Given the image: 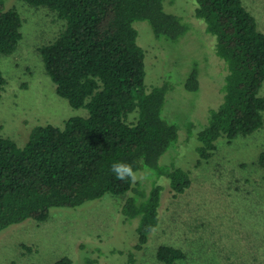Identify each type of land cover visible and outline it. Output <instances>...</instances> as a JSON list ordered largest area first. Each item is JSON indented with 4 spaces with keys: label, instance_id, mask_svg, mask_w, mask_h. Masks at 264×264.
Wrapping results in <instances>:
<instances>
[{
    "label": "trees",
    "instance_id": "1",
    "mask_svg": "<svg viewBox=\"0 0 264 264\" xmlns=\"http://www.w3.org/2000/svg\"><path fill=\"white\" fill-rule=\"evenodd\" d=\"M56 12L64 21L55 39L38 48L58 95L87 116H72L63 127L35 125L23 147L0 134V230L26 219L44 221L56 207L77 208L106 193L130 191L121 205L128 219L139 217L140 251L158 224L160 184L148 193L139 181L118 180L116 162L134 172L143 166L169 179L174 194L191 183L190 173L161 165L162 154L177 140L178 127L162 116L171 83L147 88L145 50L137 43L136 20H147L156 38L177 41L187 30L181 16L167 11L164 0H24ZM195 16L215 37V50L227 66L223 99L197 131L200 158L208 159L220 137L228 140L252 134L264 123V33L242 0H195ZM22 19L0 0V53L11 54L22 37ZM198 65L188 70L184 87H199ZM6 78L0 69V88ZM193 127V126H192ZM264 166V151L259 154ZM157 258L167 264L184 257L171 245H159ZM85 258V264H95ZM51 264H72L64 255Z\"/></svg>",
    "mask_w": 264,
    "mask_h": 264
},
{
    "label": "rangeland",
    "instance_id": "2",
    "mask_svg": "<svg viewBox=\"0 0 264 264\" xmlns=\"http://www.w3.org/2000/svg\"><path fill=\"white\" fill-rule=\"evenodd\" d=\"M242 3L264 33V0ZM164 4L187 25L180 39L156 38L147 20H136L133 26L137 43L145 50V85L171 83L162 116L177 125L178 138L159 163L188 170L189 187L174 194L167 177L146 166L135 171L146 193L153 184L163 189L158 224L133 260L129 252L137 241L139 217L121 214L127 191L106 193L77 208H52L44 221L26 219L0 230V264H51L64 255L72 264H85L86 257L94 258L95 264H167L156 255L162 244L184 252L172 264H264V166L259 162L264 123L246 136L218 138L210 158H200L197 131L223 99L227 66L216 53L214 35L195 16V0ZM5 6L20 13L22 37L13 53H0L6 78L0 88V134L23 147L33 126L63 127L72 116H87L88 109L74 108L56 93L38 50L55 39L64 21L49 8L24 0H5ZM194 62L199 87L188 91L183 83ZM259 95H264V81Z\"/></svg>",
    "mask_w": 264,
    "mask_h": 264
},
{
    "label": "clouds",
    "instance_id": "3",
    "mask_svg": "<svg viewBox=\"0 0 264 264\" xmlns=\"http://www.w3.org/2000/svg\"><path fill=\"white\" fill-rule=\"evenodd\" d=\"M111 171L115 175V177L123 181L125 179H129L133 182L137 180V175L134 172L132 166L128 163L124 162H116L111 165Z\"/></svg>",
    "mask_w": 264,
    "mask_h": 264
}]
</instances>
